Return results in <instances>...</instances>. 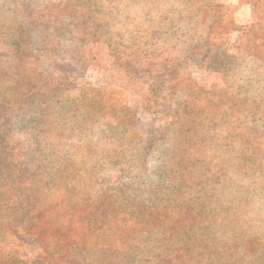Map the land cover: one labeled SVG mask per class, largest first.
I'll return each instance as SVG.
<instances>
[{"label":"rangeland","instance_id":"1","mask_svg":"<svg viewBox=\"0 0 264 264\" xmlns=\"http://www.w3.org/2000/svg\"><path fill=\"white\" fill-rule=\"evenodd\" d=\"M240 2L0 0V97L48 105L0 128V264H264V0Z\"/></svg>","mask_w":264,"mask_h":264},{"label":"trees","instance_id":"2","mask_svg":"<svg viewBox=\"0 0 264 264\" xmlns=\"http://www.w3.org/2000/svg\"><path fill=\"white\" fill-rule=\"evenodd\" d=\"M251 3V0H241L239 5H244ZM23 17V25L26 26L25 28L23 25L17 26L16 30L10 35L12 36V47L10 50H12V54L14 55L15 59L17 61L23 62L24 58H33V55L31 54V49H26L21 45V39L23 37V34L28 28H32L31 25H36L35 21L33 19L27 18L26 15H22ZM43 26H45L44 21L40 22ZM18 33V34H17ZM7 35V34H5ZM8 36V35H7ZM7 42V41H6ZM44 56V58L48 61V65L52 67V70L58 69V70H64V64L61 61H58L57 63H51L49 62L52 59V56L46 55V53L43 51L41 54ZM53 60V59H52ZM26 90V91H25ZM35 82H32L31 80L28 81V84L24 91H16L11 94V92L7 96L0 97V112L5 113V115L0 114V128H7L8 136H10V131H14L17 129V126H22L23 131H27L29 128L37 127L36 129H40L41 132H46L45 128L48 124L46 121L47 118L43 117L41 115H36L31 111L37 110L39 107L42 106H48L43 105V101L40 98H36L34 103H31L30 101L35 98ZM60 107H68V108H74L78 107L77 105H59ZM132 108H124L122 109L125 112H132ZM7 112H6V111ZM116 111H119V109H113L110 112L114 113ZM31 112V114L29 113ZM40 116V118H38ZM22 124V125H21ZM31 126V127H29ZM129 129V128H128ZM3 139L0 138V178L6 176L13 175L15 168L13 163H10L9 155H12V147L9 149H6ZM40 143V147L43 146L42 142ZM22 168H24L23 164ZM17 166V163L15 164V167ZM21 167V166H19ZM18 167V168H19ZM5 177V178H6ZM85 235H88L89 233H83ZM80 237V246L83 245V241L88 237ZM69 263V262H68Z\"/></svg>","mask_w":264,"mask_h":264},{"label":"crops","instance_id":"3","mask_svg":"<svg viewBox=\"0 0 264 264\" xmlns=\"http://www.w3.org/2000/svg\"><path fill=\"white\" fill-rule=\"evenodd\" d=\"M254 3H255V2H254ZM246 5H253V6L257 7V5H256V4H253V3H252V4H246Z\"/></svg>","mask_w":264,"mask_h":264}]
</instances>
